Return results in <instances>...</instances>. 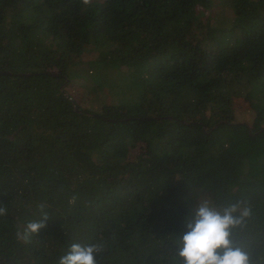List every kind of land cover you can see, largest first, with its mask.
<instances>
[{
    "label": "trees",
    "instance_id": "obj_1",
    "mask_svg": "<svg viewBox=\"0 0 264 264\" xmlns=\"http://www.w3.org/2000/svg\"><path fill=\"white\" fill-rule=\"evenodd\" d=\"M86 50L130 99L76 103ZM197 189L251 209L231 239L264 264V0H0V264H185Z\"/></svg>",
    "mask_w": 264,
    "mask_h": 264
},
{
    "label": "clouds",
    "instance_id": "obj_2",
    "mask_svg": "<svg viewBox=\"0 0 264 264\" xmlns=\"http://www.w3.org/2000/svg\"><path fill=\"white\" fill-rule=\"evenodd\" d=\"M91 0H83L89 4ZM7 209L0 207V216ZM251 215V209L241 208L239 204H230L222 209L211 206L207 199L198 204L195 217L187 222L188 231L182 236V246L178 256L185 264H253L249 254L234 246L232 229L243 224ZM48 214L42 211V218L30 221L23 233L28 239L46 226ZM100 251L97 245L73 244L70 251L60 258L59 264H96L95 255Z\"/></svg>",
    "mask_w": 264,
    "mask_h": 264
},
{
    "label": "rangeland",
    "instance_id": "obj_3",
    "mask_svg": "<svg viewBox=\"0 0 264 264\" xmlns=\"http://www.w3.org/2000/svg\"><path fill=\"white\" fill-rule=\"evenodd\" d=\"M219 12L217 15L220 19L228 17L230 12L227 6H218ZM97 53L92 51H85L80 57L79 62L67 70L69 73L68 86L74 92V99L82 108L92 111L100 110L103 102L117 103L124 102L131 98V94L135 88L133 85V78L130 73L131 70L122 67L102 66L93 62L94 55ZM94 58V59H93ZM93 59V60H92ZM108 90L110 93L105 96L104 92ZM248 106V105H247ZM244 106L243 108H246ZM241 107L238 108V110ZM238 112L240 113L237 116ZM236 119L245 121L251 119L248 111H237ZM187 199L189 205L194 213L202 199H207L209 204L216 209H220L213 204V201L208 196L207 192L202 189H197L191 192Z\"/></svg>",
    "mask_w": 264,
    "mask_h": 264
}]
</instances>
